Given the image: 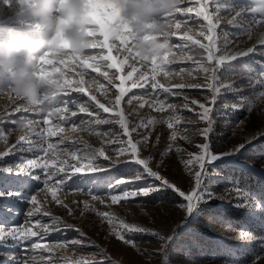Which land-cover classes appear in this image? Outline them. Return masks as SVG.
I'll list each match as a JSON object with an SVG mask.
<instances>
[{"label": "snow or ice", "instance_id": "snow-or-ice-1", "mask_svg": "<svg viewBox=\"0 0 264 264\" xmlns=\"http://www.w3.org/2000/svg\"><path fill=\"white\" fill-rule=\"evenodd\" d=\"M211 3L215 5L211 11L206 6L196 11V16H203V20L207 22L201 24L199 30V36L207 43L196 39L193 43L198 47L189 48V51L198 52L199 55L196 58L185 55L184 49L187 45H177L180 49V59L191 61L193 65L192 68L180 67L177 75L186 73L191 77L190 81L181 79L175 85L165 87L163 84L154 82V76L149 80L145 73H141L143 84L134 80L131 88L120 87L111 97L105 93L104 102L97 99L96 95H90L88 99H84L82 95L70 93L60 95L59 89L50 90L47 86L42 89L40 104L49 109L48 115L53 112L59 114L58 123L72 124L73 132L76 131L77 126L81 130L96 132L102 138V147L96 151L93 159L80 157V161H87L86 164L78 161L77 164L67 163L66 167L52 168L46 160H43L41 154L46 153L53 145L48 144L45 148L46 139L43 130L32 129L39 139L32 140L27 135L21 134L10 148L0 152V160L13 155L15 151L34 154L32 158L20 157L18 163L0 169V209H3L0 211V249L13 250L7 253L6 259H0V264H61V261L52 258V254L57 248L68 247L95 249V253L92 259L81 258L70 261L67 257H62L63 264H122L121 260L113 258L106 247L92 241L81 226L69 223L64 216L53 213L47 206L52 202L62 208L68 217L83 219L89 213L94 214L101 227L107 225V233L104 236L106 242L115 240L119 248L124 251L130 249L140 257H144L145 264H151L153 256L163 249L150 251L143 248L140 246L142 242L138 237L154 236L163 243L164 240L170 239V235L162 231L161 223L157 227H148L135 221L130 222L126 217L112 210L113 205L133 204L141 208L146 203L155 205L157 196L154 193L166 194L171 191L180 197V204L176 208L182 213L183 219L192 216L194 207L199 203L218 198L215 192H209L204 185L208 166L225 156H233L251 143L249 137L255 134H249L246 128L252 123L253 118L259 122L261 128H264V34L259 37L258 44L243 49L239 47L233 49L234 42L228 36L222 39L218 33L222 20L220 13L235 12V16L228 21L235 29L233 35L238 36L241 31H246L251 37L250 30L242 29L238 25V20L243 17L246 9L240 7L238 0H211ZM177 11L187 14L193 9L180 8L177 5L174 12ZM252 11L264 13V7L252 9ZM174 12L168 14L169 20L165 23L169 28L166 39L174 34L170 31L172 24L179 29L183 22L177 20L173 15ZM163 18L164 16L160 17V20ZM260 24L264 25V20H261ZM115 40L118 39L114 38L113 41ZM95 48L97 47L90 49ZM125 51L129 50L126 48ZM131 55L132 53L129 52L130 57ZM169 55L173 56L171 61ZM249 56L259 57L256 63L260 65V69L257 71L242 65L241 70L247 71L249 75L242 78L241 83L252 82L255 79L261 90L253 89L254 96L246 94V90L236 87L235 83H225L221 79L226 73L235 74L234 62ZM104 59L113 58L106 56ZM140 60L144 61L141 58ZM158 60L163 67L166 62L175 63L176 57L169 51ZM109 67L118 68L119 65L113 63ZM132 67L133 71H136V68ZM168 74L165 71V76ZM131 75V72L128 73L129 78ZM124 79L125 77H120L121 82ZM108 83L111 85L112 80H108ZM0 87H6L11 98L18 99L7 77L4 78V83ZM132 88H140L142 92L139 94L132 92ZM189 89L203 90L201 93L203 99L187 95ZM76 92L83 94L85 88L79 87ZM229 92L234 100H238V103L229 104L225 99L222 107L232 112L243 110L247 115L244 120L236 121L231 127L230 139L235 137L238 128L241 133L239 141L228 149L216 151L211 137L218 127L217 117L221 115L217 104L221 102V96L226 97ZM128 93L130 95H127L125 99ZM171 97L182 98L183 107L177 108ZM146 106L157 113L167 112L171 115L159 118L143 115L140 110ZM10 111L21 113L22 118L27 121V128L34 121L25 113H35L40 110L18 104L14 105ZM185 112L192 113L195 119L186 121ZM12 123L16 121L12 120ZM43 123H47V120L44 119ZM158 123L165 124L168 129L163 149H159L161 135L156 134L153 139L155 126ZM104 125L108 126L106 131H97ZM117 127L119 130L112 134L113 129ZM190 128L195 129L192 135L188 134ZM180 129L182 131H179ZM49 134H52L50 130ZM8 135L7 131L0 130V140L5 143H7ZM194 137L200 138V142L194 145L195 151H188L178 143L182 140L192 145ZM255 138L258 139V136ZM63 142L62 140L61 143ZM76 151H73V157L76 156ZM145 151L148 152L147 156L143 155ZM101 157L105 163L97 162ZM173 158H175L174 161ZM60 163L63 165L66 162L61 160ZM174 164L180 166V173L175 178L166 174ZM69 181L72 183L69 184ZM84 183L91 187L86 192L76 187L74 192L86 194L88 199L76 198L68 201L66 197L57 196L55 190L51 191V201L37 199L40 192L46 193L50 187L63 191L65 188H73ZM237 193L235 199L243 201L242 195ZM21 201L31 205L25 214V227H10L11 218L17 210L18 202ZM243 203L247 206L249 202L243 201ZM44 218L47 220L45 221ZM152 222L156 223L155 220ZM33 226H38V230H33ZM69 232L74 235L69 237ZM53 233L60 234L59 238L43 244L42 247V243ZM242 235L248 237L250 234L242 233ZM9 241L12 243L9 244ZM15 249H22L29 256L21 259L14 254ZM37 250H40L39 259H37ZM44 252L49 255L45 257Z\"/></svg>", "mask_w": 264, "mask_h": 264}, {"label": "rangeland", "instance_id": "rangeland-1", "mask_svg": "<svg viewBox=\"0 0 264 264\" xmlns=\"http://www.w3.org/2000/svg\"><path fill=\"white\" fill-rule=\"evenodd\" d=\"M24 1L30 6H24ZM96 1L99 4H94ZM74 2L80 5L79 11L83 20V26L78 29V34L90 38L86 44L88 49L84 54L79 48L69 45L40 48L42 41L55 40L56 37L46 25L30 16L28 11H30L31 6L37 5V0H0V42L7 39L9 30L13 28L29 35L32 38L33 46L19 54L20 62H23L26 56L41 51L42 56L39 58L37 74L45 79H50V83L60 90V95L70 93L82 95L84 99H88L90 95H96L101 102L105 100V93L111 97L113 93L118 92L120 87L131 88L134 80L143 84L144 80L141 79V73H145L149 80L154 76V82L163 84L165 87L173 86L181 79L186 82L190 81L191 77L187 76L186 73L177 75L180 67H193L191 61L180 59V49L177 45L186 44L185 55H192L196 58L199 53L189 51V48L196 49L198 47L193 41L200 39L201 42L207 43L199 36L200 25L207 22L203 20V16L197 17L196 11L205 6L211 11L215 7L211 0H179L178 7H189L193 11L187 14L179 11L173 13L177 20L183 21L179 29L175 27V24H172L170 31L174 34L167 38L170 52L175 54L176 62H166L162 67L158 60L159 57L142 55V50L138 47L137 42L145 43L151 47L155 33L150 28L137 34L123 27L120 22L113 26V21L117 17L114 7L116 0H74ZM238 3L241 8L246 9L243 17L238 20V25L242 29L250 30L251 37L246 31H241L238 36L233 35L235 29L228 21L235 16V12L222 11L220 13L222 20L218 29L222 39L224 36H228L234 42L232 44L233 49L236 47L243 49L258 44L259 37L264 34V25L260 24V21L264 20V13L252 11V9L264 7V0H238ZM168 20L169 17L166 14L160 22L165 24ZM189 37L191 39H188ZM114 38L118 40L113 41ZM159 38L163 39L164 37ZM70 47L71 50H69ZM94 47L97 48L90 49ZM126 48L129 51H125ZM129 52L132 53L131 57ZM106 56H111L113 59L105 60L104 57ZM140 58L144 61H141ZM172 59L173 56L169 55V60ZM258 59L259 57L249 56L234 62L235 74L226 73L221 79L225 83H235L236 87L245 89L246 94L254 96L253 89L256 91L261 89L255 79L252 82L241 83L242 78L249 75L247 71L241 70V66L247 65L258 71L260 69V65L256 63ZM113 63L119 67H109ZM132 66L136 68V71H133ZM165 71L169 73L167 76H165ZM130 72L132 75L129 78L128 73ZM121 76L125 77L123 82L120 80ZM4 78H0V86L3 85ZM108 80H112L111 85H109ZM79 87L85 88V93H77L76 89ZM132 92L139 94L142 89L132 88ZM202 92L203 90L189 89L187 95L192 98L203 99ZM127 95L130 93L126 94L125 99ZM225 99L229 104L238 103V100H234L229 92L226 97L221 96V102L217 104L221 115L217 117L218 127L211 137L212 145L216 151L228 149L239 141L241 133L238 128L235 137L230 139L231 127L236 121L244 120L247 115L243 110L232 112L230 109H224L222 102ZM171 100L177 108L183 107L182 98L171 97ZM18 104L31 108L25 101L11 98L6 87H0V130L9 133L7 143L0 140V152L10 148L21 134L27 135L32 140L39 139L32 129L43 130L46 139L45 148L48 144L53 145L46 153L41 154L43 160H46L49 167L52 168L66 167L67 163L77 164L78 161L81 164H86L87 161H80V157L93 159L96 151L102 147V138L96 132L81 130L79 126L73 132L72 124L58 123L60 115L55 112L48 115V108H45L43 112L25 113L34 122L25 128L24 132H20L17 127L18 121L23 120L26 123L27 121L22 118L21 113L10 111L14 105ZM122 106L126 107L123 104ZM61 107L63 106L61 105ZM140 112L143 115H153L158 118L171 115L167 112L157 113L147 106ZM184 116L186 121L195 119L192 113L185 112ZM44 119L47 120V123H43ZM12 120H15L16 123H12ZM155 128L153 139H155L156 134H160L159 149H163L168 132L167 126L158 123ZM107 129L108 126L104 125L100 126L97 131H106ZM118 130V127L113 129L112 134ZM246 131L249 134H255V136L250 135V144H247L245 148L240 149L233 156H225L208 166L204 185L209 192H215L218 198L206 200L196 205L192 216L182 219V213L176 208L180 204V197L171 191L166 194L154 193L157 196L155 205L146 203L142 208L133 204L112 206V210L122 217H126L130 222L135 221L148 227H157L161 223L162 231L170 235V239L164 240L163 243L154 236L138 237L142 242L140 246L143 248L150 251L163 249L159 254L153 256L151 264H264V128H261L259 122L253 118ZM194 132L195 129L190 128L188 134L192 135ZM259 134L263 135L256 139L255 137ZM62 140L63 143H61ZM199 142V137L193 138L192 145L186 144L182 140L178 141L188 151H195L194 145ZM77 149L79 151H76ZM73 151H76L75 157L72 156ZM33 155L30 152L15 151L13 155L0 160V169L18 163L20 157L32 158ZM143 155L147 156L148 152L145 151ZM61 160L66 163L62 165ZM97 162L105 163L102 157ZM179 173L180 166L174 164L166 174L175 178ZM71 183L69 181V184ZM76 187L82 188L86 192L91 186L84 183L73 186V188H65L63 191L50 187L46 193L40 192L37 199L38 201L45 199L51 201V191L53 190L56 191L57 196L66 197L68 201L76 198L80 200L89 198L86 194L74 192ZM237 192L242 195L243 201L249 202L247 206L244 205L243 201L235 199L238 195ZM237 204L240 206L237 207ZM47 206L53 213L64 216L69 223L81 226L92 241L106 247L113 258L121 260L122 264H145L144 257H140L130 249L124 251L117 246L115 240L106 242L104 236L107 233V225L101 227L94 214L89 213L83 219L73 218L68 217L64 210L54 202ZM30 207L31 205L22 201L18 202L17 210L11 218L10 227H25V214ZM101 208L103 210L102 206ZM44 219L47 220V218ZM153 220L156 221L155 224L152 222ZM33 230H38V226H33ZM242 233L250 235L245 237ZM72 235L74 234L68 233L69 237ZM59 236L60 234L53 233L42 243V247L43 244L53 242ZM11 243L9 241V244ZM12 251V249H0V253H5V255H0V259H6L7 253ZM39 252L40 250H37V259L40 258ZM94 253L95 249L57 248L52 254V258L61 261L63 264L62 257H67L70 261L81 258L92 259ZM14 254L21 259L29 256L22 249H15ZM43 255L47 257L49 254L44 252Z\"/></svg>", "mask_w": 264, "mask_h": 264}, {"label": "clouds", "instance_id": "clouds-1", "mask_svg": "<svg viewBox=\"0 0 264 264\" xmlns=\"http://www.w3.org/2000/svg\"><path fill=\"white\" fill-rule=\"evenodd\" d=\"M178 4L179 0H116L114 7L117 17L113 26L120 22L123 27L137 34L150 28L155 33L151 47L137 42L138 47L142 50V55L162 57L170 51V47L165 38L169 28L160 22V17L174 12ZM79 8L80 5L74 0H37V6L30 8L31 17L46 25L56 37L55 40L42 41L41 49L53 45H69L79 48L82 54L85 53L90 38L78 34V29L83 26ZM32 46L33 41L29 35L10 29L7 39L0 42V78H8L16 98L25 101L31 108L44 111L46 107L40 104L42 89L46 86L50 90L56 88L50 83V79L37 74L42 52L26 56L23 62L18 59L21 52ZM17 127L20 132H24L26 122L18 121Z\"/></svg>", "mask_w": 264, "mask_h": 264}, {"label": "bare ground", "instance_id": "bare-ground-1", "mask_svg": "<svg viewBox=\"0 0 264 264\" xmlns=\"http://www.w3.org/2000/svg\"><path fill=\"white\" fill-rule=\"evenodd\" d=\"M25 2V1H24ZM92 2V1H91ZM98 1H96V3H94V4H99V3H97ZM34 4V3H33ZM24 6H27V7H29L30 5L27 3V2H25V4H24ZM34 6H37V5H34ZM97 6V5H96ZM31 7H33V6H31ZM29 9V8H28ZM30 10V9H29ZM22 12V11H21ZM28 12H30V11H28ZM23 13V12H22ZM26 14V13H25ZM24 15V14H23ZM29 15V14H28ZM27 15V16H28ZM31 16V15H30ZM30 19V18H29ZM31 20V19H30ZM42 27V26H41ZM35 28V27H34ZM43 28V27H42ZM261 135H263V134H259L258 135V138H260L261 137ZM257 139V138H256Z\"/></svg>", "mask_w": 264, "mask_h": 264}]
</instances>
